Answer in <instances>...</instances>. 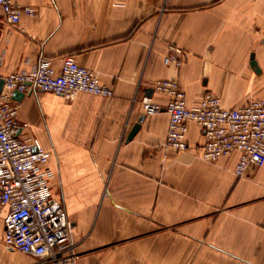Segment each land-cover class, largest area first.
<instances>
[{
    "label": "crops",
    "instance_id": "0c3cea01",
    "mask_svg": "<svg viewBox=\"0 0 264 264\" xmlns=\"http://www.w3.org/2000/svg\"><path fill=\"white\" fill-rule=\"evenodd\" d=\"M13 1L36 16L14 28L0 15L3 76L42 59L59 70L73 56L114 92L14 99L24 133L50 152L44 169L73 225L75 263L264 264V164L239 178L238 154L204 160L195 123L176 152L169 115L142 110L147 97L166 104L152 89L160 80L177 81L189 107L206 93L230 109L264 101V0ZM170 45L185 53L180 68L164 64ZM4 216L0 264H35L4 245Z\"/></svg>",
    "mask_w": 264,
    "mask_h": 264
},
{
    "label": "built area",
    "instance_id": "2783aa9c",
    "mask_svg": "<svg viewBox=\"0 0 264 264\" xmlns=\"http://www.w3.org/2000/svg\"><path fill=\"white\" fill-rule=\"evenodd\" d=\"M0 15L11 27H18L24 16L35 17L31 6L13 0H0ZM1 43V36H0ZM185 53L170 45L164 59L166 66L180 68ZM0 92V213L3 218L4 245L36 260L35 264H76L70 238L73 225L61 203L55 198L53 173L44 167L50 152L39 139L24 133L29 124L20 121V103L15 92L27 95L33 91L51 93L68 100L79 94L112 98L111 87L79 65L73 56L64 58L59 70L42 59L31 70H20L3 76ZM153 92L166 97L165 105L147 97L142 101L146 116L166 112L169 127L166 146L176 152L186 151L189 124L195 123L203 133L204 145L199 152L206 161L238 154L236 175L244 177L251 169L264 164V101L252 100L241 107L225 108L220 99L206 93L194 107H189L186 94L174 80L154 83Z\"/></svg>",
    "mask_w": 264,
    "mask_h": 264
},
{
    "label": "water",
    "instance_id": "95a60500",
    "mask_svg": "<svg viewBox=\"0 0 264 264\" xmlns=\"http://www.w3.org/2000/svg\"><path fill=\"white\" fill-rule=\"evenodd\" d=\"M252 65L255 67L256 66V63L254 61V58L252 57ZM3 85H4V81L2 79H0V92L2 91V88H3ZM19 97H24V94H21L19 92H15L13 94V98L14 99H18ZM140 122H138L131 130V132L129 133L128 135V138H127V141H130L134 138V136L137 134V132L139 131L140 129Z\"/></svg>",
    "mask_w": 264,
    "mask_h": 264
}]
</instances>
